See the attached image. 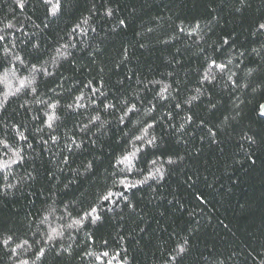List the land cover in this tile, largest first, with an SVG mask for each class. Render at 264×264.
Masks as SVG:
<instances>
[{"label":"trees","instance_id":"obj_1","mask_svg":"<svg viewBox=\"0 0 264 264\" xmlns=\"http://www.w3.org/2000/svg\"><path fill=\"white\" fill-rule=\"evenodd\" d=\"M23 2L0 0V264H264V0Z\"/></svg>","mask_w":264,"mask_h":264},{"label":"snow or ice","instance_id":"obj_2","mask_svg":"<svg viewBox=\"0 0 264 264\" xmlns=\"http://www.w3.org/2000/svg\"><path fill=\"white\" fill-rule=\"evenodd\" d=\"M41 2L45 5L48 15H53L54 16L60 10V0H55V3H53V0H41ZM15 3L20 8L24 7L23 0H15ZM108 14L111 15V12L109 11ZM120 23L123 24L124 21H121ZM13 27H14V25H12L11 23L6 25V28H8V29H12ZM259 27H260V29H264V24H261ZM196 28L199 29V25L198 24L196 25ZM180 30L184 31L183 28H181ZM73 31H75V29ZM189 35H192V33L190 32ZM6 41H7L6 34H0V42H5L4 43V47H3L4 57L6 58L9 55H13L15 60L20 61V63L23 64V60L21 59V57L18 56V55H15L13 53V51H12V48H14L15 45H13L12 48H9L7 46ZM224 42L227 43L228 41L225 40ZM33 47L37 48L38 45H33ZM13 67H15V65H13ZM213 67L216 68L220 73H224L226 71V69H227V65L226 64H224V63H219L218 64L215 59L210 60V63H209V68H213ZM32 70H33V72L37 71V69L35 68V65L32 66ZM45 72H46V70H45ZM233 75H234V73H233ZM214 79H215V77L211 76L210 73L208 75H205V77H204V80L207 81L209 84H211ZM228 80L231 81L233 87H237L238 86V85H236V82L232 80V76L231 75L228 76ZM21 87H24L23 83L21 84ZM17 91H19V89ZM32 91L35 92V89L33 88ZM96 91H98V90L97 89H93L94 93ZM167 91H168V88L165 87L162 90L161 93H157V96L159 97L160 100L166 99V97L163 95V92H167ZM198 91H199V89H198ZM101 95H103V93H101ZM80 99H82V97H78L77 98L78 101ZM193 99H195V97H193ZM123 105H124V115L119 117V121L122 124L125 123V118L126 117L130 120L131 119V115L130 114L136 113L138 111L135 103H129L127 100H125V101H123ZM180 106L181 105L179 103H177L175 105L176 108H180ZM210 106L212 108L216 107L215 104H211ZM49 107L55 108L56 105L52 104V105H49ZM68 107L72 108L73 106L72 105H68ZM76 107H83V105L77 103ZM104 107H105V110H107V109H110V108H114L115 105L109 103V104H105ZM154 108H155V105H153V107L151 109H149V111L154 110ZM259 115H260V117L264 118V105H260ZM51 119L52 118L49 117V120H51ZM191 119L192 118L190 116L187 117V121H191ZM96 120H99V116L91 118L90 122H94ZM47 126L49 128H52V123H48ZM155 126H156V122L155 121H153L152 123H147L143 128L140 129V131H141L140 135L133 134V141H138L139 145L133 143L132 150L129 151V152H126V154H124L122 156V158L118 161V163H121V164L127 163L129 165V169L128 170L131 171L133 160L136 159L138 153H140V152H142L144 150L140 145H143V146H146V147H149V148H158L159 145L157 144V137L153 136V135H150V133H149V129H153ZM85 127H87V126L85 125ZM181 127H183V125H181ZM210 134L213 137L216 135L215 133H210ZM20 138L26 140V137H24L22 134H21ZM51 139L53 141H55L56 137L53 136V137H51ZM248 139L252 143L255 142L252 137H249ZM0 143H3L4 147H6V148L8 147L6 142H0ZM72 143L75 144V141H73ZM76 146L79 147V145H76ZM69 150H71V149H69ZM14 155L17 156L18 159L12 160V163H19V162H21L23 160V157L19 154V152L14 153ZM64 162L67 163V157H65V161ZM151 163L153 165H155L157 163V161L153 160V161H151ZM167 163L172 164V163H174V161L169 159L167 161ZM4 166L7 167L8 164L5 163ZM89 167H91V165H89ZM159 171H160V169H157V172H159ZM120 183L123 184L126 189L129 188V187H135L136 186L135 184H128L125 180L120 181ZM112 195H113V193L109 192L107 195L103 196V199L105 201H108V200L111 199ZM96 211L97 210L95 208L92 209V213H95ZM86 215H91V213H88ZM92 219H93V223H95L97 220L100 219V216L99 215L93 216ZM9 239H11V238L9 237ZM4 243L7 244L8 240H5ZM25 243H27V242L25 241ZM17 247H20V246L17 245ZM184 251H186V249L183 248V247H180L179 248V252L177 253V255H179L180 253H183ZM12 252H13V254H15L16 249H12ZM43 255H44V251H43V249H41V251L38 254L37 258H39V256H43ZM105 255H107V253H105ZM172 259L174 260V259H176V257L173 256ZM20 264H28V262L27 261H21Z\"/></svg>","mask_w":264,"mask_h":264}]
</instances>
